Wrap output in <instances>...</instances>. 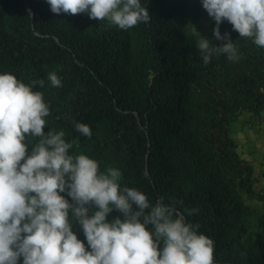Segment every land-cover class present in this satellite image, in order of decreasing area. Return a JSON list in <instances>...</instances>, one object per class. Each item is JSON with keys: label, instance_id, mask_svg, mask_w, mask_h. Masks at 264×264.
I'll return each mask as SVG.
<instances>
[{"label": "trees", "instance_id": "trees-1", "mask_svg": "<svg viewBox=\"0 0 264 264\" xmlns=\"http://www.w3.org/2000/svg\"><path fill=\"white\" fill-rule=\"evenodd\" d=\"M146 7L151 20L123 30L86 13H53L46 0H0V71L25 83L44 79L51 108L44 131L64 129L71 151L97 158L101 169L120 168L121 182L153 203L173 202L213 239L214 264H264V215L242 257L231 254L239 232H248L240 216L247 210L233 187H223L224 179L247 186L251 175L237 165L229 126L243 113L264 115V49L225 20L219 29L239 59L218 54L204 64L199 33L223 41L200 3L148 0ZM85 20L109 27L87 28ZM49 70L58 71L62 87L49 84ZM75 121L87 123L92 137L81 136ZM72 230L87 247L81 226Z\"/></svg>", "mask_w": 264, "mask_h": 264}, {"label": "clouds", "instance_id": "clouds-1", "mask_svg": "<svg viewBox=\"0 0 264 264\" xmlns=\"http://www.w3.org/2000/svg\"><path fill=\"white\" fill-rule=\"evenodd\" d=\"M147 2L46 0L53 13H86L123 30L151 20ZM200 2L215 21L213 37L223 41L216 45L199 33L195 47L204 64L218 54L239 59L234 40L219 29L225 20L264 49V0ZM47 80L63 86L55 71ZM44 87L42 78L25 83L0 71V264H214L213 239L173 202L161 197L153 203L121 182L120 168L101 169L97 158L71 151L74 141L64 129L44 131L51 114ZM74 128L93 135L87 123L75 121ZM73 223L81 226L87 247Z\"/></svg>", "mask_w": 264, "mask_h": 264}, {"label": "rangeland", "instance_id": "rangeland-1", "mask_svg": "<svg viewBox=\"0 0 264 264\" xmlns=\"http://www.w3.org/2000/svg\"><path fill=\"white\" fill-rule=\"evenodd\" d=\"M194 1H197L198 3L201 4L200 0H194ZM203 14L205 18L207 19L210 18V16L207 14L204 8H203ZM85 26L87 28L95 26L97 29H103V28L105 29L109 27L108 25L94 24L87 20H85ZM52 71H55L58 74V71L56 70H49V72H52ZM243 126H245V128H243ZM229 134L233 138L236 144L235 152L237 153L239 157L237 165L241 166L244 164L245 166L251 169L250 177L248 178L246 177L247 179L244 180L247 186H244V187L240 186L238 179H233L231 180V182L230 181L227 182V179H224V182H223L224 188H228L229 191H231L230 189V186H231L233 187V189L237 191L238 193L237 196L241 198L243 205L247 210L245 214L244 212L240 213V216L248 232H246V230L245 232H239L240 234L238 235L239 239L237 241V244H235L231 250V254L240 258L242 257V253L246 250V245H247L248 240L250 239L254 230L257 229L258 221L261 219V217H263V215L257 213L256 210H258L257 207H264V202L261 203V202H255L251 200V202L254 203L255 207H250L249 200L252 198L250 195L254 194L253 193V183L255 180L253 176L254 170H258L260 174L264 172V115L261 114V115H256L255 117H252V115L249 116L248 113L241 114V117H239L237 120H235L233 123L230 124ZM232 162L234 161L232 160ZM210 165L216 166L217 164L215 162H212V163H209L208 167H210ZM225 169L226 167L224 166L223 171ZM229 176L230 175L227 174L228 178ZM246 187L248 188V190H246ZM255 188H256V185L254 186V189ZM243 198H244V201H243ZM227 199H229L231 204L235 202L231 192H229Z\"/></svg>", "mask_w": 264, "mask_h": 264}, {"label": "crops", "instance_id": "crops-1", "mask_svg": "<svg viewBox=\"0 0 264 264\" xmlns=\"http://www.w3.org/2000/svg\"><path fill=\"white\" fill-rule=\"evenodd\" d=\"M243 114H246V113H243ZM239 117H241V114L238 116V118ZM243 128H245V126H243ZM253 176L255 178L254 183H253V193L254 194L250 195L252 197L249 200L250 201V207H255L254 203H252L251 200L255 201V202H261V203L264 202V172L262 174H260L258 170H254ZM255 185H256V188L254 189ZM243 201H244V198H243ZM257 208H258V210H256V212L261 214V215H264V207H257Z\"/></svg>", "mask_w": 264, "mask_h": 264}]
</instances>
